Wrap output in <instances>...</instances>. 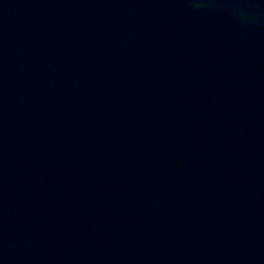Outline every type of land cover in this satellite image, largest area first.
<instances>
[{
	"label": "water",
	"instance_id": "95a60500",
	"mask_svg": "<svg viewBox=\"0 0 264 264\" xmlns=\"http://www.w3.org/2000/svg\"><path fill=\"white\" fill-rule=\"evenodd\" d=\"M0 264H264V0H0Z\"/></svg>",
	"mask_w": 264,
	"mask_h": 264
}]
</instances>
